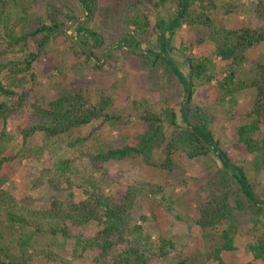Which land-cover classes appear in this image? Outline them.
<instances>
[{
	"label": "rangeland",
	"instance_id": "1",
	"mask_svg": "<svg viewBox=\"0 0 264 264\" xmlns=\"http://www.w3.org/2000/svg\"><path fill=\"white\" fill-rule=\"evenodd\" d=\"M107 3L108 0H100L102 7ZM177 3L178 0H167L161 9L151 8L150 25L143 33L128 24L131 13L127 10L115 16L97 15L93 21H87V29L99 36L91 49L99 60L91 61L81 54L80 50L84 49L79 45L75 25L65 36L50 39L40 53L33 41L17 43L6 30H18L22 9L31 18L45 21L50 6L82 17L73 0H17V7L12 3L8 5L0 20V83L8 87L13 82L16 86L12 87L13 91L27 93L28 104L35 100L48 102L72 91L83 92L92 103L101 96L108 97L111 100L109 113L121 116L122 124L110 126L95 121L67 137L47 139L36 134L23 144L20 131L30 112L27 107L22 115L9 118L0 125V157L17 155L19 158L12 163L0 189L15 200L18 211L24 214L49 210L53 203L66 205L71 200H83L82 190H90L93 186L115 199L133 192L135 197L128 222L130 227L141 229V243L147 241L143 247L147 264H167L169 257L158 258L160 239L172 241L186 256L187 264H213L205 259L208 244L195 222L198 218L196 194L206 188L215 173L214 154L188 160L179 152L169 169L161 168L165 154L160 149L153 154V167L146 166L141 159L110 161L95 167L89 159L102 150L121 146L140 133L138 117L145 111H162L166 107L165 101L185 102L182 86L164 71L161 62L153 63V57L146 53L158 52L155 21L168 20L177 10ZM201 3L207 7L210 28L199 24L188 30L182 26L174 38L176 51L170 57L183 72L187 71L182 65L185 57L211 58L209 32L242 27L256 29L262 25L255 12L258 6H264V0H202L194 6ZM85 21L82 17L80 22ZM123 35L134 36L147 58L118 49V41ZM202 39L204 41L200 42ZM30 53H37V57L31 62V70L24 71ZM248 55L250 59L243 66L242 76L249 88L238 93L233 110L228 111L216 102L218 96L212 89L214 82L199 86L193 97L194 104L214 116L213 135L221 140V147L227 150L232 163L244 168L249 166L250 157L239 147L233 148L237 145L234 135L236 127L248 121L247 114L255 98L251 82L255 65L264 63V45L259 44ZM227 70L228 65L217 60L212 66L215 77ZM171 137L172 132L167 130L166 139ZM60 162L65 168L59 167ZM249 181L255 193L264 200V171ZM245 219L240 218L242 222ZM54 224L47 219L32 227L10 226L0 211V246L16 255L19 243L33 234L24 264H94L98 252L76 248L75 237L91 239L99 233L101 226L92 222L86 227H73L74 236L66 237L60 233L52 234ZM250 238L245 227L234 238L236 250L223 253V260L230 264L246 263L250 259L246 250Z\"/></svg>",
	"mask_w": 264,
	"mask_h": 264
},
{
	"label": "trees",
	"instance_id": "2",
	"mask_svg": "<svg viewBox=\"0 0 264 264\" xmlns=\"http://www.w3.org/2000/svg\"><path fill=\"white\" fill-rule=\"evenodd\" d=\"M73 1L86 19L85 22H80L82 17L70 15L55 6L48 7L46 21L31 18L22 9L18 27L20 31L7 28L8 35L17 43L33 41L40 53L50 39L58 35L65 36L71 26L75 25L80 38L79 45L84 49L80 51L85 60H99L91 50L92 43L99 36L87 29V21H93L97 15L115 16L127 10L131 13L128 24L143 33L150 25L149 15H152L153 9H161L167 0H108L105 7L100 5V0ZM197 1L202 0H178L177 10L168 20L155 21L158 52H146L153 57V63L161 62L164 71L182 86L185 102L165 101L166 107L162 111H145L138 117L140 133L121 146L102 150L89 159L95 167L110 161L136 159L153 167V154L160 149L165 154L161 168L169 169L179 152L188 160L214 154L215 173L206 188L196 194L198 218L195 224L208 244L205 259L213 264H230L223 260L222 254L236 250L234 238L246 227L251 234L246 244L250 259L244 264H264V200L255 193L249 181L264 171V63L255 65L251 82L255 92L254 102L247 114V123L236 127L234 135L237 145L233 148L239 147L245 156L250 157L247 168L232 163L227 150L221 147V140L213 135L214 116L193 103L197 88L214 82L212 89L218 96L216 102L228 111L236 107L238 93L249 88L242 76L243 66L250 59L248 54L259 44L264 45V6H258L255 12L262 24L259 28L242 27L209 32L211 35L208 39L212 41L208 51L211 58L185 57L182 65L186 66L187 71L183 72L170 57L176 51L175 36L182 26L188 30L199 24L203 28H210L207 7L202 3L195 7ZM183 2L184 7L178 12ZM10 3L17 7V0H0V20ZM118 49L135 57L147 58L134 36L123 35L118 41ZM28 57L24 71L31 70V62L37 53H30ZM216 60L228 65V70L219 77H215L212 72ZM12 87H16L13 82L8 87L0 83V125L5 124L9 118L22 115L28 107L30 112L20 131L23 144L36 134L47 139L67 137L74 130L87 127L95 121L101 125L122 124L121 116L109 113L111 100L108 97L101 96L97 102L92 103L83 92L72 91L62 93L48 102L35 100L28 104L27 93L17 94ZM167 130L172 132L170 140L166 139ZM18 159L17 155L0 157V187L6 181L12 163ZM64 166L63 162L59 163V167ZM82 196L83 200H71L66 205L53 203L49 210L24 214L18 211L15 200L0 189V211L10 226L32 227L40 220H51L55 223L52 234L60 233L66 237L74 236L73 227H86L95 222L101 226V230L93 238L86 240L75 237L76 248L98 252L94 264H147L143 249L147 241L142 244L141 229L130 227L128 222L134 193L128 192L122 198L115 199L93 186L90 190L83 189ZM242 217H246L243 222L240 220ZM32 237L33 234H29L19 243L16 255H11L8 248L0 246V264H24ZM167 257V264H187L186 256L172 241L160 239L158 258Z\"/></svg>",
	"mask_w": 264,
	"mask_h": 264
},
{
	"label": "water",
	"instance_id": "3",
	"mask_svg": "<svg viewBox=\"0 0 264 264\" xmlns=\"http://www.w3.org/2000/svg\"><path fill=\"white\" fill-rule=\"evenodd\" d=\"M183 7H184V2L182 3V5H181L180 9L178 10V12H180Z\"/></svg>",
	"mask_w": 264,
	"mask_h": 264
}]
</instances>
